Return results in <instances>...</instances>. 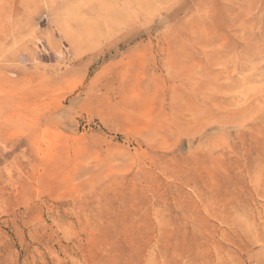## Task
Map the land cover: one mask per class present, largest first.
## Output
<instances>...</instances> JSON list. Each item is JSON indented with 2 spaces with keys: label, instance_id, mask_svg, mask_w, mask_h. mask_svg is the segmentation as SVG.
I'll list each match as a JSON object with an SVG mask.
<instances>
[{
  "label": "rangeland",
  "instance_id": "rangeland-1",
  "mask_svg": "<svg viewBox=\"0 0 264 264\" xmlns=\"http://www.w3.org/2000/svg\"><path fill=\"white\" fill-rule=\"evenodd\" d=\"M0 264H264V0H0Z\"/></svg>",
  "mask_w": 264,
  "mask_h": 264
},
{
  "label": "bare ground",
  "instance_id": "bare-ground-1",
  "mask_svg": "<svg viewBox=\"0 0 264 264\" xmlns=\"http://www.w3.org/2000/svg\"><path fill=\"white\" fill-rule=\"evenodd\" d=\"M255 235H256V234H255ZM257 236H258V235H257ZM253 238H254V237H253ZM256 238H257V237H256ZM256 238H255V239H256ZM261 255H262V254H261ZM259 258H260V257H259Z\"/></svg>",
  "mask_w": 264,
  "mask_h": 264
}]
</instances>
